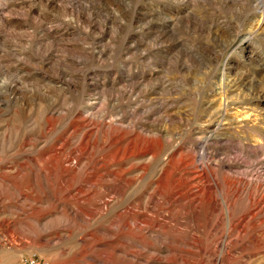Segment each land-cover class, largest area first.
Instances as JSON below:
<instances>
[{
    "label": "rangeland",
    "instance_id": "obj_1",
    "mask_svg": "<svg viewBox=\"0 0 264 264\" xmlns=\"http://www.w3.org/2000/svg\"><path fill=\"white\" fill-rule=\"evenodd\" d=\"M263 164L264 0H0V264H264Z\"/></svg>",
    "mask_w": 264,
    "mask_h": 264
},
{
    "label": "bare ground",
    "instance_id": "obj_2",
    "mask_svg": "<svg viewBox=\"0 0 264 264\" xmlns=\"http://www.w3.org/2000/svg\"><path fill=\"white\" fill-rule=\"evenodd\" d=\"M220 127V126H219ZM215 129V128H214ZM213 129V130H214ZM216 129H218V128H216ZM217 131V130H216ZM216 133V132H215ZM216 138V136L214 135V133H212L208 138H206L205 140H204V142H205V144L206 143H208V142H210V141H212V142H214V140H212V139H215ZM220 141V140H219ZM215 143V142H214ZM204 144V143H203ZM206 145H202L201 147H200V149H199V151L197 152V157L199 156V158L201 159V160H204V161H207V156H206V153H205V151H206V147H205ZM192 158V157H191ZM191 162V161H190ZM253 164V163H252ZM264 165V164H263ZM232 169H228V172H230ZM167 172L168 171H165L164 172V174H167ZM174 173H176V171L174 172ZM209 173L211 174L212 172H210L209 171ZM232 173V175H233V179H234V181L233 182H231V184L232 185H236V183H238L239 184V182H240V180H237V179H235V177L236 176H238L239 175V173H237V172H231ZM162 175H163V173H162ZM161 175V176H162ZM213 177H214V175H212ZM215 178V177H214ZM212 179V178H211ZM215 181V183H216V185H215V188H219L220 186H219V184H217L218 182L216 181V179L214 180ZM242 181V180H241ZM229 183V182H228ZM238 188V187H237ZM211 189V188H210ZM216 189V190H217ZM214 191V190H213ZM239 190L238 189H236L235 190V192H238ZM225 204V206H226V211L228 212V206L226 205V203H224ZM227 216H228V224H229V221H230V217H229V215L227 214ZM141 220H143V218L141 217ZM241 222V220L239 221V223ZM239 225H242V223H240ZM261 232V231H260ZM260 235V234H259ZM263 235V234H262ZM263 237V236H262ZM260 241H261V239H260ZM260 245V244H259ZM262 245V244H261ZM139 257V256H138ZM131 258V257H130ZM133 258H134V256H133ZM140 259V258H139ZM135 261H138V258H135ZM142 261V260H141ZM140 262V261H139ZM144 262H146L145 260H144ZM144 262L142 263V264H144ZM134 263H136V262H134Z\"/></svg>",
    "mask_w": 264,
    "mask_h": 264
}]
</instances>
